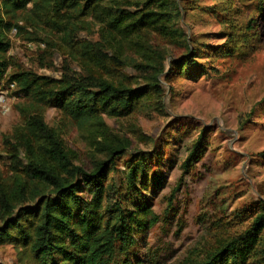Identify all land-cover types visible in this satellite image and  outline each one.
Masks as SVG:
<instances>
[{"label": "trees", "instance_id": "1", "mask_svg": "<svg viewBox=\"0 0 264 264\" xmlns=\"http://www.w3.org/2000/svg\"><path fill=\"white\" fill-rule=\"evenodd\" d=\"M251 1L264 20V0ZM28 10L60 35L63 58L76 62L80 71L63 64L58 77L22 69L7 72L9 32L23 31L29 16L18 13ZM183 11L174 0H0V83L6 74V83L30 102L17 107L22 123L7 140L12 168L9 181L0 177V244L24 247L35 264H110L117 248L125 254L132 235L154 222L143 195L163 184L158 171L150 173L149 161L157 152L131 153L130 139L115 136L103 119L161 108L158 76H164L166 58L152 36L190 51L192 40L177 25ZM89 14L101 25L99 40H75L67 19ZM132 55L146 62H134V69H152L144 87L127 81L123 67ZM191 57L171 61L170 68L184 77L205 72ZM46 106L59 109L92 145L91 170L73 163L60 132L43 119ZM202 136L200 132L183 166L201 146ZM124 155L129 158L117 184L109 173ZM247 217L241 229L219 237L194 264H264V200ZM123 254L120 264H132Z\"/></svg>", "mask_w": 264, "mask_h": 264}, {"label": "rangeland", "instance_id": "2", "mask_svg": "<svg viewBox=\"0 0 264 264\" xmlns=\"http://www.w3.org/2000/svg\"><path fill=\"white\" fill-rule=\"evenodd\" d=\"M174 1L184 8L177 25L192 40L190 51L196 48L195 53L179 42L152 36V44L166 58L164 76H158L161 108L103 119L115 136L130 139L131 153L157 152L149 161L150 173L156 170L163 178L159 189L148 188L143 195L154 222L132 235L134 242L125 254L117 248L110 264H120L122 254L132 264H194L219 237L241 229L247 214L264 200V20L251 0H230L226 5L215 0ZM26 13H18L21 18L29 16L23 31L9 32L7 72L22 69L58 77L63 64L80 71L76 62L63 58L60 35L34 20L30 10ZM67 21L75 40H99L101 25L91 14L73 15ZM188 55L205 72L184 77L175 66L170 68L171 61L182 62ZM129 57L123 67L127 81L144 87L152 69H134V62L145 59ZM5 75L0 83V177L9 181L7 140L22 123L17 107L30 102L6 83ZM42 112L47 125L60 132L73 163L91 170L92 145L56 107L46 106ZM200 132L201 146L183 166ZM127 158L116 160L109 173L117 184ZM0 264L35 260L24 247L2 243Z\"/></svg>", "mask_w": 264, "mask_h": 264}, {"label": "built area", "instance_id": "3", "mask_svg": "<svg viewBox=\"0 0 264 264\" xmlns=\"http://www.w3.org/2000/svg\"><path fill=\"white\" fill-rule=\"evenodd\" d=\"M10 85L12 86V85H14L13 83H10Z\"/></svg>", "mask_w": 264, "mask_h": 264}]
</instances>
